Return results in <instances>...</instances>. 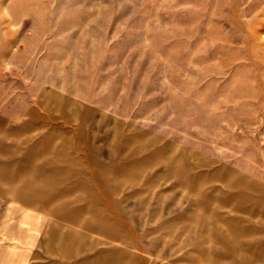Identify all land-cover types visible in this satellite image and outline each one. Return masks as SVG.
Masks as SVG:
<instances>
[{
	"label": "rangeland",
	"instance_id": "rangeland-1",
	"mask_svg": "<svg viewBox=\"0 0 264 264\" xmlns=\"http://www.w3.org/2000/svg\"><path fill=\"white\" fill-rule=\"evenodd\" d=\"M0 132L10 157L104 162L120 217L73 197L74 227L108 264H264V0H0ZM6 176H34L0 155V264H21L17 219L65 217L51 207L73 195ZM177 217L210 235L169 234Z\"/></svg>",
	"mask_w": 264,
	"mask_h": 264
},
{
	"label": "crops",
	"instance_id": "crops-1",
	"mask_svg": "<svg viewBox=\"0 0 264 264\" xmlns=\"http://www.w3.org/2000/svg\"><path fill=\"white\" fill-rule=\"evenodd\" d=\"M0 135L1 138L11 137L12 133L0 132ZM29 138L32 137L30 135L22 137L25 142ZM48 142L49 139L46 138L43 143ZM32 144H21V154L15 158L10 157L12 151L8 145L4 147L0 145V155L5 161L16 164L20 171L34 176V180L6 176L2 178L3 181L18 182L21 184L23 192L36 188L34 184H42L64 189L73 196L66 204L58 203L57 195L46 197L48 202L57 200L51 209L54 208V211L61 212L65 217H37L38 215L26 211L20 219H17L22 223L23 231L26 232L24 237L19 239L17 245L18 251H16L17 254L15 253L17 260L21 264H108L104 261V247L98 243L97 233L74 227V224L79 221V217L88 215L83 211L82 203L75 205L74 198L89 201L99 207L98 211L91 214L92 217H120L119 189L112 182L104 180L102 172L104 162L87 155L76 157L67 151L60 153V156L57 153L50 155L48 150ZM12 180L14 181L12 182ZM164 220L167 221L165 218ZM195 220L198 221L199 232L207 236L210 235L209 222L205 219L200 220L198 217H177L175 221L172 219L167 232L169 234L176 233L175 223L179 222L184 223L185 228L191 230V223ZM245 226L241 222L234 230H244ZM200 228H204V230ZM184 231L186 230L183 228L178 235ZM228 232L231 233V231ZM163 233L165 232L163 231ZM224 235H219L223 243L236 241L232 236ZM204 239L206 238L204 237ZM22 243L28 246L22 248ZM230 248L231 245H228L223 251L229 254ZM46 257L48 260L43 262L42 259ZM253 262L258 263L257 260H253ZM112 264H118L116 256H114Z\"/></svg>",
	"mask_w": 264,
	"mask_h": 264
}]
</instances>
